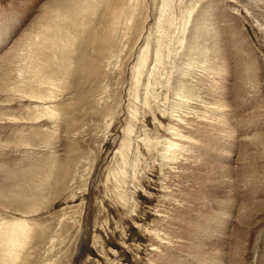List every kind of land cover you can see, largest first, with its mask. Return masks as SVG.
Here are the masks:
<instances>
[{
	"label": "rangeland",
	"instance_id": "obj_1",
	"mask_svg": "<svg viewBox=\"0 0 264 264\" xmlns=\"http://www.w3.org/2000/svg\"><path fill=\"white\" fill-rule=\"evenodd\" d=\"M89 3L0 0V264H264V0Z\"/></svg>",
	"mask_w": 264,
	"mask_h": 264
},
{
	"label": "bare ground",
	"instance_id": "obj_2",
	"mask_svg": "<svg viewBox=\"0 0 264 264\" xmlns=\"http://www.w3.org/2000/svg\"><path fill=\"white\" fill-rule=\"evenodd\" d=\"M92 1V0H91ZM95 1V0H94ZM96 4L98 5L99 9L102 7V6H105L107 9L111 8V4H112V0H96ZM125 2V1H123ZM127 3V2H126ZM73 10L75 12H78L82 15H88V14H91L89 13V7H90V3H89V0H70V4H69ZM128 6V4H127ZM126 6V7H127ZM124 8V6H123ZM96 8L94 7V15L97 14V12H95ZM100 14H104V11L103 10H99ZM24 72V71H23ZM28 81V77L23 75L22 78H21V81L19 82V84L23 85L25 84L26 82ZM45 84H48L47 85V92L48 95L46 96V98L48 99H52L55 95L52 94L53 92V83L52 82H44ZM24 85L22 86V90L24 91L23 89ZM26 89V87H24ZM16 91H18L20 94H22L23 96H26L25 93H23L20 89H17ZM30 96H34V95H30ZM37 99V102H41V98L39 97H36ZM148 107V106H147ZM45 108L47 111H49L48 109L50 108L49 105H45ZM176 114H174L175 116ZM179 131V130H178ZM177 133V132H176ZM180 134V133H179ZM176 137V136H175ZM179 137V136H178ZM177 137V138H178ZM181 137H182V134H181ZM180 138V137H179ZM168 140V139H167ZM172 141V140H171ZM176 142V141H175ZM175 142H169L168 143V146L167 147H171V148H176V149H180L179 148V143H175ZM124 185V184H123ZM122 187V185H121ZM118 195V194H117ZM119 196V195H118ZM119 198H122V197H119ZM121 200V199H120ZM123 200V199H122ZM121 200V201H122ZM8 228H9V232H5L3 234V241L1 243V246L3 248L6 247V245H8V248L10 249H7L5 252L8 253V252H14V248H11V247H16L17 245L19 246H23L24 242L26 241L27 237L29 236L30 234V224L25 221V220H14V221H11L9 224H8ZM196 245V244H195ZM192 247V245H191ZM194 247V246H193ZM199 251V250H198ZM206 258V257H205ZM212 259L214 260V262H219L220 259L218 258H214L212 256ZM207 263L209 262V259L207 258L205 260ZM9 262V260L7 261H2V263L4 264H7ZM10 264V263H8Z\"/></svg>",
	"mask_w": 264,
	"mask_h": 264
}]
</instances>
